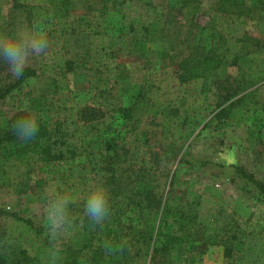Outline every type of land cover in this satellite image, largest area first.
Here are the masks:
<instances>
[{
    "label": "trees",
    "instance_id": "trees-1",
    "mask_svg": "<svg viewBox=\"0 0 264 264\" xmlns=\"http://www.w3.org/2000/svg\"><path fill=\"white\" fill-rule=\"evenodd\" d=\"M199 1L174 0L177 12L165 15L147 0H45L23 6L27 20L43 26L48 41L44 65L59 76L48 78L49 97L31 90L20 93L15 110L0 123V187L10 195L25 194L32 165L40 163L45 203L53 189L66 196L69 223L59 238L56 260L50 255L51 241L37 238L38 225L0 206V216L15 224L12 231L0 227V264H169L171 249L183 245L220 246L227 264H264V230L250 227L218 189L203 185L178 195L188 180L173 170L166 194L159 190L158 148L170 151L182 142L189 114L200 109L214 110L203 124L209 132H221L231 121L254 130L264 159V95L257 98L258 87L248 89L255 80L238 64L241 56L248 61L243 57L247 48L261 46L245 25L251 9L264 16V0H212L203 45L190 42V25L182 29L179 12L183 7L196 10ZM81 5L86 15L73 17ZM1 10L2 0L3 19ZM108 14L115 19H107ZM153 31L160 61L131 67L126 79L119 80L116 57L151 40ZM87 64H93L94 76L104 83L74 106L65 73ZM227 64L236 67L231 78L224 74ZM5 71L0 63V100L35 75L29 66L19 79L5 78ZM25 101L30 113L19 110ZM29 114L39 132L22 141L12 124ZM178 161L189 167L208 163L194 156ZM229 166L264 203L262 180L238 164ZM93 181L103 183L109 198V215L100 224L84 214ZM129 210L135 212V223L121 221Z\"/></svg>",
    "mask_w": 264,
    "mask_h": 264
},
{
    "label": "rangeland",
    "instance_id": "rangeland-1",
    "mask_svg": "<svg viewBox=\"0 0 264 264\" xmlns=\"http://www.w3.org/2000/svg\"><path fill=\"white\" fill-rule=\"evenodd\" d=\"M155 6L157 13L177 12L179 5H173L174 0H147ZM212 0H200L196 10L194 8H180V19L182 29L190 25V42L203 45L205 37L203 25L208 19L207 10ZM45 0H2V16L0 18V33L11 34L18 28H26L30 31H38L44 35L43 26L27 20L24 5L42 4ZM254 0H250L253 3ZM92 13V12H87ZM169 14V13H168ZM170 14V15H171ZM179 14V13H178ZM250 17L246 21V30L260 38V47H250L243 55L248 61L241 58L238 64L246 68L253 76L255 83L248 89L258 87L255 95L262 98L264 95V16L257 10L249 13ZM86 15L84 5L77 6L73 17ZM107 19L114 20L115 16L108 14ZM169 17L167 16L166 19ZM179 20V15L176 16ZM4 21V22H3ZM172 20H167L171 23ZM183 22V23H182ZM151 40L142 43L141 47H134L129 52L116 57L115 72L119 80H125L127 70L134 66H140L144 63L157 64L160 59V44L155 38L154 31ZM48 42V41H47ZM173 42V40H172ZM47 50V49H46ZM243 51L241 52V54ZM44 53L39 56H33L29 60V67L34 69L35 75L27 78L19 87L3 99L0 100V123H2L14 110L16 98L20 93L31 90L34 94L46 93L48 78H56L59 72L50 69L44 65ZM229 58V57H228ZM234 65L227 64L224 68V74L231 78L236 72ZM5 78H12L8 72H3ZM68 87L71 89L74 106H80L85 101L87 94L95 88L101 87L104 83L102 77H95L93 74V64H87L85 67L75 68L65 73ZM239 94V93H238ZM214 112L212 107L200 109L189 114L188 120L184 126V138L182 142L173 147L172 150H160L159 170L156 177L159 179V190L166 194L168 175L173 170L177 174L188 180L186 186L177 192L178 195H189L190 192L198 190L203 185H211L219 190V195L227 202L228 206L236 211L241 217L248 219L250 227L264 230V203L258 198L257 191L248 183L239 180L233 173L230 164H238L244 169L252 172L264 184V159L260 144L257 141L256 132L242 124L231 121V124L221 132H209L203 126L205 120ZM223 139V145L219 140ZM153 146L149 145L151 150ZM189 156L205 158L206 165L189 167L184 162H179L180 158H189ZM30 186L25 194L20 196L10 195L6 190L0 187V206L8 212H15L17 215L29 218L34 225H38L41 235L37 238H47L50 243L49 235L44 217L45 187L41 189V181L45 175L44 168L40 163H33ZM232 178L233 181H229ZM40 181V182H39ZM41 183V184H40ZM176 193V191H174ZM5 215V214H4ZM136 215L133 210L127 211L122 217L123 223H135ZM13 223L11 217L0 216V227L12 231ZM48 236V237H47ZM64 236L62 234L59 238ZM50 245L53 246L51 242ZM55 247L60 248V239L55 242ZM114 250H119V247ZM169 264H227V260L222 256L220 246H206L205 248H191L183 245L171 249L169 253ZM131 264V263H130Z\"/></svg>",
    "mask_w": 264,
    "mask_h": 264
},
{
    "label": "clouds",
    "instance_id": "clouds-1",
    "mask_svg": "<svg viewBox=\"0 0 264 264\" xmlns=\"http://www.w3.org/2000/svg\"><path fill=\"white\" fill-rule=\"evenodd\" d=\"M48 42L38 31H30L26 28H18L15 32L0 33V63L6 65L8 74L19 79L23 76L25 68L29 66V60L33 56H39L46 52ZM20 111L30 113V106L27 101L20 106ZM13 134L22 141H30L39 132V124L31 114L16 119L12 124ZM84 214L94 224H100L109 215L108 192L102 182L93 181L84 201ZM44 217L47 221V228L53 249L51 257L58 259L59 249L55 242L66 230L69 223L68 199L55 189L48 194L47 203L44 209Z\"/></svg>",
    "mask_w": 264,
    "mask_h": 264
}]
</instances>
